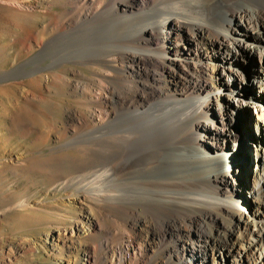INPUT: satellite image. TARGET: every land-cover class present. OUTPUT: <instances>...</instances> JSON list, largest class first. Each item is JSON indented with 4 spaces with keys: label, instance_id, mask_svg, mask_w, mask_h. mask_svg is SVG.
<instances>
[{
    "label": "bare ground",
    "instance_id": "1",
    "mask_svg": "<svg viewBox=\"0 0 264 264\" xmlns=\"http://www.w3.org/2000/svg\"><path fill=\"white\" fill-rule=\"evenodd\" d=\"M38 1L0 0L22 10H36ZM105 1L102 7L97 0H65L62 22L54 19L40 30L37 23L24 38L27 51L39 53L22 71L39 83L48 80L41 73L45 58L50 66L66 60L97 65L88 88L98 90L96 101L107 111L98 110L95 120L70 116L72 127L93 125L68 142L84 147L90 169L72 184L73 198L109 207L119 220L131 221L136 237L172 233L176 253L166 264H185L190 254L199 258L207 250L249 264L251 252L264 246V219L238 205L230 152L239 131L233 115L230 123L223 118L218 90L228 76L247 80L242 71L228 75L226 58L251 54L264 73V0ZM107 26L117 36L110 43L101 39ZM78 28L80 44L74 42ZM57 40L58 49H51ZM213 61L221 64L210 74ZM226 92L223 102L232 90ZM237 98L236 107L250 108L264 123L263 105L242 93ZM254 199L264 205L257 190ZM93 215L69 230L55 228L56 238L92 230L98 224Z\"/></svg>",
    "mask_w": 264,
    "mask_h": 264
},
{
    "label": "rangeland",
    "instance_id": "2",
    "mask_svg": "<svg viewBox=\"0 0 264 264\" xmlns=\"http://www.w3.org/2000/svg\"><path fill=\"white\" fill-rule=\"evenodd\" d=\"M64 1L39 0L36 10L0 2V264H166L169 253H176L172 233L162 239L146 232L136 237L130 232L131 218L126 224L109 207L72 196V184L90 169H85L88 163L82 153L84 147L68 142L74 134H84L93 125L87 122L72 127L70 116L76 113L79 118L92 120L98 110L104 114L107 111L96 101L98 90L88 88L97 65L66 60L50 66L51 59L45 58L41 73L47 75V83H39L37 75L22 71L23 66L27 70L33 67L29 60L39 53L38 48L27 51L26 30L37 23L40 30L54 19L62 22L69 8L63 6ZM97 4L107 5L105 0H97ZM109 28L102 30L105 43L117 39ZM81 31L76 30L74 42L78 44L84 40ZM54 43L51 49H58L60 41ZM229 58L221 60L229 69L228 75L234 70L247 77L240 81L235 75L228 76L218 90L220 103L227 111L223 118L229 122L233 115L232 124L239 131L230 160L234 152H240L238 157L243 158L248 171L244 177L241 165L235 166L231 160L239 184L235 189L238 205L246 215L256 212L264 219V205L254 199L255 190L264 195V123L254 119L250 108L240 109L232 102L242 93L245 99L264 107V73L258 70V61L251 54L236 57L238 62ZM221 62H211L209 73ZM227 89L233 93L229 101L223 102ZM88 213H94L98 221L92 230L56 238L55 228L63 232L76 227L78 221H87ZM165 245L171 250L162 251ZM239 246L235 244L232 252L239 251ZM194 253L199 257L197 251ZM251 253L247 263L264 264V246ZM202 254L194 259L192 254L185 255L183 258L189 259L184 263L234 264L232 256L222 258L219 251Z\"/></svg>",
    "mask_w": 264,
    "mask_h": 264
},
{
    "label": "water",
    "instance_id": "3",
    "mask_svg": "<svg viewBox=\"0 0 264 264\" xmlns=\"http://www.w3.org/2000/svg\"><path fill=\"white\" fill-rule=\"evenodd\" d=\"M243 147V146H242ZM238 149V148H237ZM241 149V148H240ZM238 154L237 155H235V152L233 153V156H232V161L234 162V165L236 166V165H241L240 167L242 168V171H243V173H242V175L245 177V173H246V164H243L242 163V160L241 159H243V158H240V157H238L239 155H240V152H237ZM248 172V171H247ZM240 180H241V178H240ZM249 181L251 180L250 178L248 179ZM244 181V180H243ZM248 181V182H249ZM250 183V182H249Z\"/></svg>",
    "mask_w": 264,
    "mask_h": 264
}]
</instances>
